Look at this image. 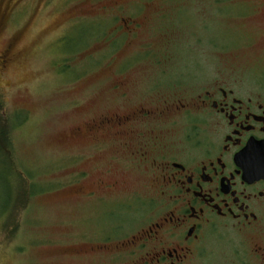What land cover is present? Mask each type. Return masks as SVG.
<instances>
[{
	"label": "rangeland",
	"instance_id": "1",
	"mask_svg": "<svg viewBox=\"0 0 264 264\" xmlns=\"http://www.w3.org/2000/svg\"><path fill=\"white\" fill-rule=\"evenodd\" d=\"M110 1L28 0L18 19L0 24V54L12 44L16 55L0 76V264L82 263L72 256L75 235L96 207L84 204L75 184L82 169L88 181L94 164L108 162L88 159L93 148L72 134L116 110L118 76L133 86L163 80L199 88L222 71L264 65L257 13L264 0H117L151 1L156 8L146 16L160 9L167 17L162 34L147 29L130 48L95 21L108 16L93 7ZM143 43L153 51L138 56ZM130 210L116 206L112 221L133 233L153 221L152 208Z\"/></svg>",
	"mask_w": 264,
	"mask_h": 264
},
{
	"label": "flooded vegetation",
	"instance_id": "2",
	"mask_svg": "<svg viewBox=\"0 0 264 264\" xmlns=\"http://www.w3.org/2000/svg\"><path fill=\"white\" fill-rule=\"evenodd\" d=\"M27 2L0 0V24L18 19ZM151 3L111 0L93 7L108 16L94 20L130 48L147 29L154 36L165 30V12L146 16L156 8ZM257 13L264 19V2ZM150 46L135 52L146 56ZM14 61L9 44L0 76ZM257 68L222 71L199 88L163 80L133 86L127 75L114 80L116 110L72 134L93 148L88 159L108 162L94 164L88 181L82 169L75 184L84 204L96 208L81 220L72 256L81 264H264V65ZM124 203L130 211L152 208L153 221L135 233L129 223L113 222Z\"/></svg>",
	"mask_w": 264,
	"mask_h": 264
},
{
	"label": "trees",
	"instance_id": "3",
	"mask_svg": "<svg viewBox=\"0 0 264 264\" xmlns=\"http://www.w3.org/2000/svg\"><path fill=\"white\" fill-rule=\"evenodd\" d=\"M1 149H2V145H0ZM4 147V146H3Z\"/></svg>",
	"mask_w": 264,
	"mask_h": 264
}]
</instances>
